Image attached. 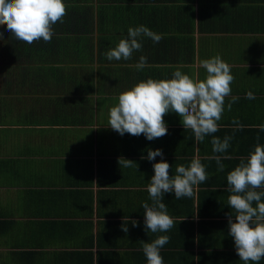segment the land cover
<instances>
[{"label": "crops", "instance_id": "0c3cea01", "mask_svg": "<svg viewBox=\"0 0 264 264\" xmlns=\"http://www.w3.org/2000/svg\"><path fill=\"white\" fill-rule=\"evenodd\" d=\"M198 7L195 3L190 59L184 57L181 38L162 34L163 39L153 43L142 36L141 51L130 60L113 61L118 69L99 75L97 44L95 91L88 95L93 112L75 118H19L17 112L9 116L4 112L6 117L0 118V264H147L142 241L152 242L161 235L170 237L160 253L165 264H244L228 235L226 213L232 209L227 200L232 193L227 175L257 143L264 145V131L258 127L264 124V13L257 9L251 13L252 20L246 13H232L248 31L205 33L200 31ZM217 55L231 66L235 79L231 96L225 98L219 131L202 143L171 111L164 117L168 133L152 141L143 134L121 136L108 126L109 110L118 104L121 92L148 78L171 79L177 69L204 80L207 73L200 61ZM135 56L147 57L143 70L135 67ZM3 81L0 77V88ZM249 91L255 99L245 98ZM232 97L238 100L229 111ZM234 120L243 127L237 128ZM213 136L232 137L226 152L212 151ZM157 148L171 165L170 175L198 156L209 177L194 187L191 198L177 200L174 193L164 194L162 202L174 226L163 233L145 231L142 207L152 203L147 187L153 164L162 159L142 157ZM215 155L230 157L221 159L223 171L217 170L216 160L208 159ZM120 157L133 160V167L120 168ZM132 220L139 226L133 227ZM124 222L127 233L121 230Z\"/></svg>", "mask_w": 264, "mask_h": 264}, {"label": "clouds", "instance_id": "9594fccd", "mask_svg": "<svg viewBox=\"0 0 264 264\" xmlns=\"http://www.w3.org/2000/svg\"><path fill=\"white\" fill-rule=\"evenodd\" d=\"M66 14L65 0H0V26L6 25L12 37L29 45L40 40L51 42L53 26L62 23ZM3 36L4 33L0 32V39ZM142 36L150 38L153 43L163 39L162 34L153 32L145 25L129 27L127 38L121 39L116 47L109 49L105 53L106 59L130 60L135 51L142 50ZM146 66L147 57L141 56L135 67L143 70ZM200 67L207 73L204 80L193 79L177 69L171 79L148 78L121 92L118 104L109 110L108 126L121 136L125 133L137 137L143 134L147 140L152 141L168 133L164 117L171 111L181 117L184 128L190 129L195 140L202 143L206 136L219 131L218 121L225 111V98L231 96V84L235 78L231 66L219 55L200 61ZM245 98L255 99V96L249 91ZM237 100L238 97L231 98L227 105L229 111ZM233 124L237 128L243 127L236 120ZM258 127L264 131V124ZM231 140V136L223 139L213 136L212 151L226 152ZM157 156L162 159L153 164L154 175L147 187L152 203L142 205L145 231L151 233L168 232L174 226V219L162 202L164 194L174 193L177 200L191 198L194 187L209 178L198 156L188 166L178 165L174 176L170 175L171 165L163 159L162 149H149L147 157L142 159L154 161ZM228 158L215 155L208 159L216 160L217 170L223 171L224 165L220 161ZM133 162L124 157L118 158L120 168L133 167ZM227 184L228 191L232 193L227 200L232 209L226 213L230 229L228 235L234 239L237 255L244 264L250 261L259 264L264 259V191L257 189H264V145L257 143L250 156L241 159L240 164L228 173ZM131 223L133 227L139 226L136 220ZM121 230L125 233L129 231L127 223L121 225ZM169 241L167 235H161L152 242L142 241L147 264H165L160 253Z\"/></svg>", "mask_w": 264, "mask_h": 264}, {"label": "trees", "instance_id": "16d2710c", "mask_svg": "<svg viewBox=\"0 0 264 264\" xmlns=\"http://www.w3.org/2000/svg\"><path fill=\"white\" fill-rule=\"evenodd\" d=\"M195 3L205 33L248 31L232 13H246L251 20L257 9L264 13V0H65L67 14L53 26L49 43L29 45L0 26V118L6 117L4 112H17L19 118H75L93 112L88 95L95 91L96 45L98 74H111L118 68L105 53L127 38L129 27L145 25L155 33L181 38L184 57L190 59ZM132 60L137 64L139 57Z\"/></svg>", "mask_w": 264, "mask_h": 264}]
</instances>
